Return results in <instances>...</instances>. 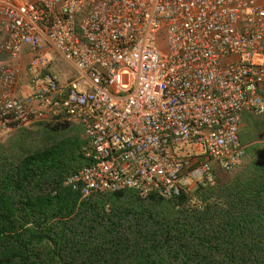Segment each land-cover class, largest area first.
<instances>
[{
  "label": "built area",
  "instance_id": "built-area-1",
  "mask_svg": "<svg viewBox=\"0 0 264 264\" xmlns=\"http://www.w3.org/2000/svg\"><path fill=\"white\" fill-rule=\"evenodd\" d=\"M57 56L77 72L66 83ZM2 57L0 143L82 128L89 164L65 182L82 199L212 187L245 157L244 114H264V0H0Z\"/></svg>",
  "mask_w": 264,
  "mask_h": 264
},
{
  "label": "trees",
  "instance_id": "trees-1",
  "mask_svg": "<svg viewBox=\"0 0 264 264\" xmlns=\"http://www.w3.org/2000/svg\"><path fill=\"white\" fill-rule=\"evenodd\" d=\"M40 126L56 140L19 164L0 143V264H264V150L231 181L189 195L82 199L65 185L89 164L86 139L67 137L82 128Z\"/></svg>",
  "mask_w": 264,
  "mask_h": 264
},
{
  "label": "rangeland",
  "instance_id": "rangeland-1",
  "mask_svg": "<svg viewBox=\"0 0 264 264\" xmlns=\"http://www.w3.org/2000/svg\"><path fill=\"white\" fill-rule=\"evenodd\" d=\"M162 48L165 49V46ZM27 63L28 59L25 57L21 61L15 62V64L12 66H16L21 71H23L27 66ZM0 65H11V63L7 57H2L0 58ZM53 69L62 83H66L77 74L71 63L58 56L56 57V62L54 63ZM24 77L25 76L22 77L23 81L21 83H26ZM69 129L71 132L68 133L67 137L79 135L82 140L85 139V135L82 130L79 131L74 128ZM240 134L242 143L246 150V155L243 161L231 173H223L218 171L216 174L217 178L216 181H214L213 186L223 185L231 181L236 175L245 169L252 158L264 150V114L257 115L250 112L245 113L242 119ZM48 135L51 136L52 141L56 140V134L49 131L46 126L41 127L40 125H37L30 130H19L11 134L9 138L2 142V150L14 160L15 164H19L22 157L29 151L36 148V146L46 145L49 143L47 139ZM198 188H194L192 193H194Z\"/></svg>",
  "mask_w": 264,
  "mask_h": 264
},
{
  "label": "crops",
  "instance_id": "crops-1",
  "mask_svg": "<svg viewBox=\"0 0 264 264\" xmlns=\"http://www.w3.org/2000/svg\"><path fill=\"white\" fill-rule=\"evenodd\" d=\"M4 63H7V62H4ZM22 90H24L23 88H22V86L21 85H17V87L16 88H14L13 89V95H20L23 91Z\"/></svg>",
  "mask_w": 264,
  "mask_h": 264
},
{
  "label": "clouds",
  "instance_id": "clouds-1",
  "mask_svg": "<svg viewBox=\"0 0 264 264\" xmlns=\"http://www.w3.org/2000/svg\"><path fill=\"white\" fill-rule=\"evenodd\" d=\"M249 113V112H248ZM251 113V112H250ZM245 152H246V150H245ZM246 154V153H245ZM244 159V158H243ZM243 161V160H242Z\"/></svg>",
  "mask_w": 264,
  "mask_h": 264
}]
</instances>
